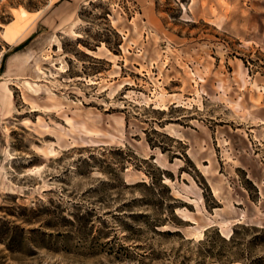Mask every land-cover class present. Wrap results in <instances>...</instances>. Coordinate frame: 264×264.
I'll return each mask as SVG.
<instances>
[{
  "label": "rangeland",
  "instance_id": "1",
  "mask_svg": "<svg viewBox=\"0 0 264 264\" xmlns=\"http://www.w3.org/2000/svg\"><path fill=\"white\" fill-rule=\"evenodd\" d=\"M0 264H264V0H0Z\"/></svg>",
  "mask_w": 264,
  "mask_h": 264
}]
</instances>
